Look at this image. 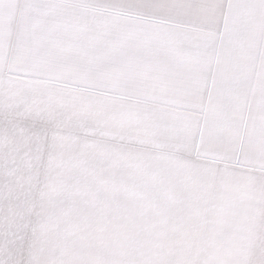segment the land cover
Here are the masks:
<instances>
[{
  "label": "snow or ice",
  "instance_id": "obj_1",
  "mask_svg": "<svg viewBox=\"0 0 264 264\" xmlns=\"http://www.w3.org/2000/svg\"><path fill=\"white\" fill-rule=\"evenodd\" d=\"M0 264H264V0H0Z\"/></svg>",
  "mask_w": 264,
  "mask_h": 264
}]
</instances>
